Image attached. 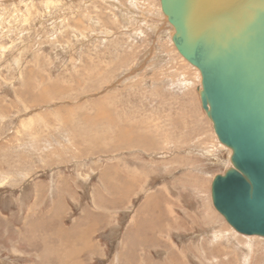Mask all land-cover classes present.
<instances>
[{"label": "rangeland", "instance_id": "obj_1", "mask_svg": "<svg viewBox=\"0 0 264 264\" xmlns=\"http://www.w3.org/2000/svg\"><path fill=\"white\" fill-rule=\"evenodd\" d=\"M172 33L160 0H0V264H264Z\"/></svg>", "mask_w": 264, "mask_h": 264}, {"label": "water", "instance_id": "obj_2", "mask_svg": "<svg viewBox=\"0 0 264 264\" xmlns=\"http://www.w3.org/2000/svg\"><path fill=\"white\" fill-rule=\"evenodd\" d=\"M172 43L197 68V91L232 150L211 198L236 232L264 237V0H161Z\"/></svg>", "mask_w": 264, "mask_h": 264}, {"label": "bare ground", "instance_id": "obj_3", "mask_svg": "<svg viewBox=\"0 0 264 264\" xmlns=\"http://www.w3.org/2000/svg\"><path fill=\"white\" fill-rule=\"evenodd\" d=\"M161 1V0H160ZM164 14V13H163ZM165 15V14H164ZM166 17V19H167V21H168V23H169V20H168V18H167V16H165ZM170 24V23H169ZM171 25V24H170ZM171 27L173 28V26L171 25ZM175 32V28H173V33ZM173 33H172V35H173ZM171 40H172V36H171ZM177 49V48H176ZM178 51V50H177ZM179 53V52H178ZM180 54V53H179ZM183 57V56H182ZM187 62H188V60L185 58V57H183ZM190 64H191V62H189ZM192 65V64H191ZM193 66V65H192ZM194 67V66H193ZM195 68V67H194ZM196 70H197V72H198V78L200 79V82H202V79H201V74H200V72H199V70L197 69V68H195ZM200 85H202L201 83H200ZM199 99H200V105H201V108H202V110H203V112L204 113H206V111L204 110V108L202 107V100H201V96H199ZM207 114V113H206ZM207 116H208V114H207ZM208 119H209V121H210V123H211V125H212V130H214V124H213V122H212V120L210 119V117L208 116ZM214 133H215V135H216V137H217V141H218V143H220L223 147H225V148H227L228 150H229V157H228V160H229V164H231V162H230V158H231V155H232V150L229 148V147H226L224 144H222L221 142H220V140L218 139V135H217V133H216V130H214ZM135 143H137V142H135ZM131 144H132V142H131ZM231 166H232V164H231ZM230 166V167H231ZM214 180V179H213ZM214 182V181H213ZM213 184V183H212ZM213 203V202H212ZM216 209V208H215ZM217 211V210H216ZM218 212V211H217ZM219 213V212H218ZM225 218V217H224ZM228 222V221H227ZM229 224V223H228ZM230 225V224H229ZM231 226V225H230ZM232 227V226H231ZM232 229H233V227H232ZM234 230V229H233ZM235 231V230H234ZM236 232V231H235ZM87 233V232H86ZM238 233V232H237ZM240 233V232H239ZM238 233V234H239ZM84 234V233H83ZM242 234V233H241ZM244 235V234H243ZM244 236H247V237H249V238H253V237H261V236H258V235H256V236H248V235H244ZM84 237V236H83ZM261 238H264V237H261ZM75 256V255H74ZM69 257H71V256H69Z\"/></svg>", "mask_w": 264, "mask_h": 264}]
</instances>
